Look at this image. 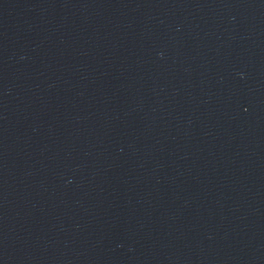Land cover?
Masks as SVG:
<instances>
[{
    "label": "water",
    "instance_id": "obj_1",
    "mask_svg": "<svg viewBox=\"0 0 264 264\" xmlns=\"http://www.w3.org/2000/svg\"><path fill=\"white\" fill-rule=\"evenodd\" d=\"M0 264H264V0H0Z\"/></svg>",
    "mask_w": 264,
    "mask_h": 264
}]
</instances>
